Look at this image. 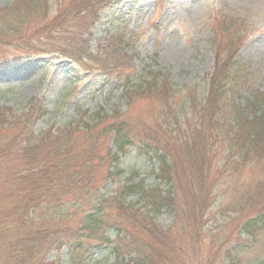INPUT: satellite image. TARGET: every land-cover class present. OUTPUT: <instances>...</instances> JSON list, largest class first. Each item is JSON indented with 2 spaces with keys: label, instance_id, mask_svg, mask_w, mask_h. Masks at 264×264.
Masks as SVG:
<instances>
[{
  "label": "trees",
  "instance_id": "trees-1",
  "mask_svg": "<svg viewBox=\"0 0 264 264\" xmlns=\"http://www.w3.org/2000/svg\"><path fill=\"white\" fill-rule=\"evenodd\" d=\"M59 1L15 0L4 9L7 16L0 20L1 35L38 38L42 45L31 53L78 61L84 57L79 46L90 42V27L112 0H72V5L69 2L56 12ZM68 15L80 20L74 30L64 22ZM31 16L39 18L37 25H27ZM236 59L228 55L221 60L216 52V73L207 84L205 97L197 103L190 94L185 96L184 109L169 106L165 111L167 116L174 114L169 118L176 126L171 141L139 138L133 130H125L123 123L112 120L104 125L105 119L97 114L92 123L102 120L106 146L97 147L96 140L91 148L75 151L68 131L72 135L77 129L93 127L84 129L82 124L72 123L67 129H57L56 135H63L60 141L48 136L51 128L35 131L37 111L31 110L19 123L0 119V132L12 131L22 123L25 126L13 139L0 133V264H89L98 252L106 254L100 264H187L188 252L177 233L192 240L195 249H202L209 220L204 217L213 205L211 188L231 198L221 212L238 213L240 219L234 241L229 234L214 235L209 244L221 246L207 257L206 264H213L223 248L225 252L214 264H254L255 257L264 255V174L256 178V184L230 182L234 172L229 170V156L239 153L236 162L264 167V90L249 79L248 69ZM105 75L108 78L109 73ZM140 84L144 90L146 83ZM168 95L174 98L170 90ZM197 105L204 109L198 115ZM198 141L201 149L207 141L217 149L204 160L200 153L190 155ZM132 149L156 164L152 174L160 182L149 185L139 170L132 169L114 194L106 195L102 187L125 173L118 165ZM103 164L107 170L98 172ZM127 196H138L147 210L124 207ZM124 209L130 212L126 219L120 212ZM163 211L175 215L168 230L151 216V212ZM243 232L248 236L242 237ZM110 233L116 234L114 239ZM256 244L259 250L252 260L232 250L243 253ZM188 264L201 263L192 259Z\"/></svg>",
  "mask_w": 264,
  "mask_h": 264
},
{
  "label": "rangeland",
  "instance_id": "rangeland-1",
  "mask_svg": "<svg viewBox=\"0 0 264 264\" xmlns=\"http://www.w3.org/2000/svg\"><path fill=\"white\" fill-rule=\"evenodd\" d=\"M14 1L0 0V20L7 16L4 9ZM69 2L73 4L72 0H60L55 11L60 12V7L68 6ZM38 20L31 16L27 25H37ZM66 21L74 30L80 20L68 15ZM76 29L78 31L79 27ZM88 35L90 43L79 46L84 57L74 61L62 56L31 53L42 45L38 38L0 33V119L18 122L21 118L23 121L25 114L37 111L35 131L51 128L48 136L60 141L63 135H56L57 129H67L72 123V126L80 123L84 129L93 127L89 131L77 129L72 135L68 131L75 151L91 148L96 140L100 143L97 147L104 148L108 140L102 126L112 120L123 123L125 130H133L139 138L171 141L170 135L176 126L169 123V118L174 114L167 116L169 112L165 111L169 106L184 109L185 96L190 94H194L197 103L205 97L207 84L216 73V52L221 60L228 55L234 59L238 56L239 64L249 71V79L264 88V0H112L90 27ZM83 38L88 39L87 36ZM116 69L119 74H115ZM106 73H109L108 78L104 76ZM115 75L119 77L116 79ZM141 81L146 83L144 90L140 89ZM169 90L173 99L168 95ZM195 111L198 115L204 109L197 105ZM97 114L105 119L104 125H100L102 120L96 122L95 119L92 123ZM22 124L0 133L13 139L25 127ZM198 142L197 149L189 153H200L202 160L217 149L210 141L201 149L202 143ZM238 156L239 153L229 156V170L234 172L230 182L256 184V178L264 174L263 165L249 166L243 160L236 162ZM118 167L125 169V173L102 187L106 195H113L132 169L139 170L140 177H145L149 185L160 182L152 174L156 164L139 156L134 149L123 157ZM105 170L107 165L103 164L98 172ZM183 175L179 172V176ZM208 182L211 185L212 181ZM211 193L213 205L204 217L209 220L204 226L202 249H195L192 240L189 242L186 236L177 233V239L188 252L187 264L192 259L195 263H207V257L213 256L221 246L214 248L209 244L217 233L229 234L232 241L237 238L234 233H237L240 215L221 212L231 198H226L227 193L222 195L217 188H211ZM124 207H134L141 212L147 210L138 196H127ZM120 212L123 219L129 217V210ZM151 216L164 230L170 229L175 219L174 213L169 211L151 212ZM230 223L231 226H227ZM110 236L114 239L116 234L110 233ZM247 236V232H243L242 237ZM258 246L243 253L234 247L232 250L235 255L244 254L252 260ZM67 251L68 247L63 251L65 258ZM224 252L225 248L218 252L213 264ZM105 255V252H98L89 264H100ZM55 256L53 254L52 258ZM262 260L264 255L255 257L253 263L259 264Z\"/></svg>",
  "mask_w": 264,
  "mask_h": 264
}]
</instances>
